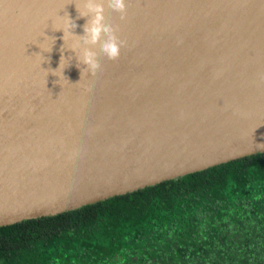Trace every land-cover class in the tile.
<instances>
[{
	"label": "water",
	"instance_id": "water-1",
	"mask_svg": "<svg viewBox=\"0 0 264 264\" xmlns=\"http://www.w3.org/2000/svg\"><path fill=\"white\" fill-rule=\"evenodd\" d=\"M75 3L0 0V226L264 152V0H104L127 43L81 79Z\"/></svg>",
	"mask_w": 264,
	"mask_h": 264
},
{
	"label": "trees",
	"instance_id": "trees-1",
	"mask_svg": "<svg viewBox=\"0 0 264 264\" xmlns=\"http://www.w3.org/2000/svg\"><path fill=\"white\" fill-rule=\"evenodd\" d=\"M0 264H264V152L0 226Z\"/></svg>",
	"mask_w": 264,
	"mask_h": 264
},
{
	"label": "clouds",
	"instance_id": "clouds-1",
	"mask_svg": "<svg viewBox=\"0 0 264 264\" xmlns=\"http://www.w3.org/2000/svg\"><path fill=\"white\" fill-rule=\"evenodd\" d=\"M107 4L108 7L113 11L120 13L121 20L126 19V0H107ZM75 6L78 13V18L88 17L86 23L83 25V35H75L71 31V29H74L77 25L75 21L70 18L67 12H65L63 16L57 14L56 16L49 17L47 19H51L53 21L52 27L54 31L61 29L63 30L62 39L64 43L66 37L69 35L75 38L72 46H70L69 48L76 53V59L78 61L77 67L80 64H84L87 66L85 67L83 73L80 70L81 79V76L87 74L88 72H91V75L95 76L97 71L101 68V64L97 59L98 53L96 51H93L89 46H95L99 44L100 51L109 60H116L120 56L121 47L126 45L127 42L120 39L116 34L118 28L114 27L112 24L105 23L104 0H82V4L75 3ZM65 17L66 20L64 19ZM57 20H62L63 23L60 26H57ZM47 26L48 25L46 24L45 27ZM42 35H44L43 32ZM49 38H51L55 43L56 37L45 36V39ZM39 47L41 48L40 44ZM51 49H49L48 51L50 52ZM64 60H66V58L61 55L58 68L51 69L50 72H52L53 75L58 76L59 80L66 79L69 82V80L63 75V69L65 68ZM80 79L73 84L79 83ZM58 81H55V83H58Z\"/></svg>",
	"mask_w": 264,
	"mask_h": 264
}]
</instances>
